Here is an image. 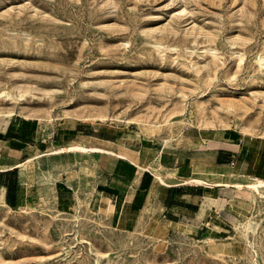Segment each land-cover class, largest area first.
Listing matches in <instances>:
<instances>
[{
  "label": "rangeland",
  "instance_id": "rangeland-1",
  "mask_svg": "<svg viewBox=\"0 0 264 264\" xmlns=\"http://www.w3.org/2000/svg\"><path fill=\"white\" fill-rule=\"evenodd\" d=\"M9 115L126 145L179 144L193 129L259 136L264 0H0ZM249 194V215L224 240L193 226L122 232L81 199L65 210L0 205V264H264V198Z\"/></svg>",
  "mask_w": 264,
  "mask_h": 264
},
{
  "label": "crops",
  "instance_id": "crops-1",
  "mask_svg": "<svg viewBox=\"0 0 264 264\" xmlns=\"http://www.w3.org/2000/svg\"><path fill=\"white\" fill-rule=\"evenodd\" d=\"M124 142L83 126L46 134L34 118L0 116V205L50 203L65 210L81 199L122 232L193 226L208 239L224 240L252 208L249 190L236 182L264 181V138L258 136L193 129L179 144ZM75 144L87 150L60 151ZM93 158L104 165L90 166Z\"/></svg>",
  "mask_w": 264,
  "mask_h": 264
},
{
  "label": "bare ground",
  "instance_id": "bare-ground-1",
  "mask_svg": "<svg viewBox=\"0 0 264 264\" xmlns=\"http://www.w3.org/2000/svg\"><path fill=\"white\" fill-rule=\"evenodd\" d=\"M259 138H264V133L259 134ZM99 149V148H98ZM98 149H91V151H98ZM87 149H84L83 147H80L78 145L70 146V147H65L60 149L62 152H70V151H85ZM196 181H199V179H196ZM206 183V182H205ZM237 188H247L250 190L252 193H254L256 196L260 198H264V195L262 191H264V181L262 180H253L245 184H236ZM238 230L240 229L239 227H236Z\"/></svg>",
  "mask_w": 264,
  "mask_h": 264
},
{
  "label": "built area",
  "instance_id": "built-area-1",
  "mask_svg": "<svg viewBox=\"0 0 264 264\" xmlns=\"http://www.w3.org/2000/svg\"><path fill=\"white\" fill-rule=\"evenodd\" d=\"M41 143H45L46 142V139L43 137V136H41Z\"/></svg>",
  "mask_w": 264,
  "mask_h": 264
}]
</instances>
